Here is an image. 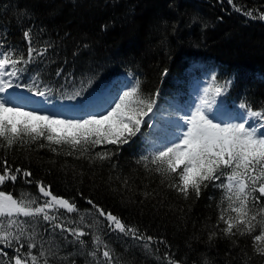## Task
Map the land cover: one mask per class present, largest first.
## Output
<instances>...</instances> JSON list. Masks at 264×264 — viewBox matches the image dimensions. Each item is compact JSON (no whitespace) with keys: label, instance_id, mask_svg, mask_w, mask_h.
Here are the masks:
<instances>
[{"label":"trees","instance_id":"trees-1","mask_svg":"<svg viewBox=\"0 0 264 264\" xmlns=\"http://www.w3.org/2000/svg\"><path fill=\"white\" fill-rule=\"evenodd\" d=\"M233 5L257 18L237 12ZM262 13L264 0H233L232 4L228 0H0V37L6 35L8 45L25 52V29L31 28L41 44L50 42L49 55L55 63L49 65L45 82L53 87L65 84L68 76L77 86L92 79L88 90H93L96 78L131 68L140 73L145 92L159 89L163 110L168 102L177 101L172 89L183 78L184 67L193 64L224 74V81L230 80L240 96H248L254 107L264 109V20L258 18ZM58 66L64 69L59 78L54 75ZM165 69L168 75L162 77ZM67 87L71 91V84ZM158 116L156 126L146 134L142 131L111 163L57 155L36 145L8 152L0 149V171L7 159L13 169L33 174L28 178L32 183L18 176L16 184L7 182L3 190L15 196L24 192L39 196L35 181H42L55 195L74 202L81 213L91 209L87 203L91 199L126 225L153 237L152 251L147 252L139 246L142 242L112 234L106 222L101 223V235L119 257L118 264H166L165 254L179 264H264V257L253 253L251 237L228 238L214 228L221 189L210 186L199 198L193 195L186 200L168 188L159 174L137 163L149 148H155V141L143 140L161 138L163 130L170 128L167 115ZM37 227L54 248L58 246L59 257L68 258H56L52 264H87L91 259L76 254L79 245L59 235L50 237L44 232L46 225ZM212 231L217 235L209 240ZM83 239L90 249L91 236ZM4 251L14 255L10 248ZM0 264H7V259Z\"/></svg>","mask_w":264,"mask_h":264},{"label":"snow or ice","instance_id":"snow-or-ice-1","mask_svg":"<svg viewBox=\"0 0 264 264\" xmlns=\"http://www.w3.org/2000/svg\"><path fill=\"white\" fill-rule=\"evenodd\" d=\"M228 3L232 4L233 0ZM233 7L243 12L240 7ZM243 14L257 18L252 11ZM258 18L264 20V13ZM23 39L26 52L8 45L6 35L0 37V149L8 152L36 145L47 147L57 155L111 163L112 157L125 145L143 135L144 126H151L150 122L158 113L160 91L145 92L142 81L131 74L129 86L103 104H86L87 114L80 118H62L26 108L32 97L43 98L45 102L56 95L65 100L82 97L91 87L92 79L81 80L79 86L68 76L59 87L46 83L49 65L55 63L49 55L53 45L41 44L31 28L23 31ZM33 66L35 71L28 82L21 83ZM63 73L64 69L59 66L54 71L57 78ZM167 75L165 69L161 76ZM231 83L230 80L219 81L212 74L203 94L197 97L199 102L188 113L179 115L172 128L164 129L160 146L141 156L137 163L159 174L168 188L186 200L193 195L199 198L202 190L210 186L221 189L223 195L217 205L219 217L214 228H219L228 238L251 237L253 253L264 257V109L254 110L247 101H242L238 106L240 112L233 115L226 108L218 107L217 98L228 94ZM16 89L31 95H19ZM97 148L100 151H96ZM3 165L0 171V261L5 258L7 264H52L56 258L66 261L68 258L59 257L58 246L54 248L51 240L45 239L38 225H46L44 232L50 237L59 235L67 243L79 245L76 254L90 257L87 264H118L119 257L101 235L99 225L103 222L112 232L142 242L140 247L152 251L153 237L126 225L91 199L87 201L91 209L81 213L74 202L55 195L51 186L42 181H35L39 196L26 192L15 196L4 191L3 186L7 182L16 184L18 176L25 178V183H32L28 178L33 174L19 167L13 169L7 159L3 160ZM221 223L225 227L220 228ZM216 235L217 232L212 231L209 240ZM87 236H91L90 249L88 241L83 239ZM9 248L14 255L9 256L4 251ZM163 260L166 264H179L168 254Z\"/></svg>","mask_w":264,"mask_h":264},{"label":"rangeland","instance_id":"rangeland-1","mask_svg":"<svg viewBox=\"0 0 264 264\" xmlns=\"http://www.w3.org/2000/svg\"><path fill=\"white\" fill-rule=\"evenodd\" d=\"M64 118H69V117H64Z\"/></svg>","mask_w":264,"mask_h":264}]
</instances>
